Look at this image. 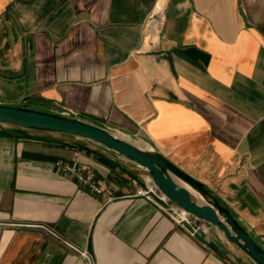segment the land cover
Instances as JSON below:
<instances>
[{
  "label": "crops",
  "instance_id": "1",
  "mask_svg": "<svg viewBox=\"0 0 264 264\" xmlns=\"http://www.w3.org/2000/svg\"><path fill=\"white\" fill-rule=\"evenodd\" d=\"M0 104L156 149L264 245V0H0ZM148 184L101 146L0 124V264H254Z\"/></svg>",
  "mask_w": 264,
  "mask_h": 264
},
{
  "label": "water",
  "instance_id": "2",
  "mask_svg": "<svg viewBox=\"0 0 264 264\" xmlns=\"http://www.w3.org/2000/svg\"><path fill=\"white\" fill-rule=\"evenodd\" d=\"M0 124L84 140L143 168L169 203L194 220L217 228L226 242L239 248L254 264H264V245L234 211L206 185L156 149L129 141L83 119L30 104H0Z\"/></svg>",
  "mask_w": 264,
  "mask_h": 264
},
{
  "label": "built area",
  "instance_id": "3",
  "mask_svg": "<svg viewBox=\"0 0 264 264\" xmlns=\"http://www.w3.org/2000/svg\"><path fill=\"white\" fill-rule=\"evenodd\" d=\"M66 170H70V168L66 167ZM89 179V177L87 178ZM91 188L96 194H102L104 191L102 189V186L100 183H97V185H91ZM137 197H142L149 201H154V198H158V200L162 201L164 203L163 205L157 204L162 210L166 211L170 216L176 221L177 224L181 225L182 227H189V232L192 236L196 235L199 232H203L206 230L207 225H205L202 222L196 221L193 218H191L188 214L183 212L178 207L174 206L173 204L169 203L164 197H159L156 194H154L152 187L150 184L145 185L144 187H141L136 192ZM193 220L195 222H193ZM79 254L83 256L89 264H91V258L89 254L83 250H78Z\"/></svg>",
  "mask_w": 264,
  "mask_h": 264
},
{
  "label": "bare ground",
  "instance_id": "4",
  "mask_svg": "<svg viewBox=\"0 0 264 264\" xmlns=\"http://www.w3.org/2000/svg\"><path fill=\"white\" fill-rule=\"evenodd\" d=\"M149 184H150V186L152 187V190H153V192H154V194H156V195H159L160 194V196L161 197H163L162 195H161V193L153 186V184H152V182L149 180ZM159 194H158V193Z\"/></svg>",
  "mask_w": 264,
  "mask_h": 264
},
{
  "label": "rangeland",
  "instance_id": "5",
  "mask_svg": "<svg viewBox=\"0 0 264 264\" xmlns=\"http://www.w3.org/2000/svg\"><path fill=\"white\" fill-rule=\"evenodd\" d=\"M154 35H155V34H154ZM152 40L154 41V38H153ZM148 42H149V37H147V38L145 39V44L148 45Z\"/></svg>",
  "mask_w": 264,
  "mask_h": 264
}]
</instances>
